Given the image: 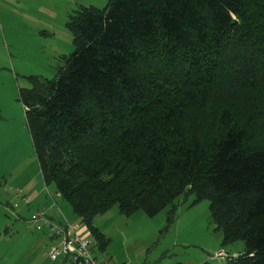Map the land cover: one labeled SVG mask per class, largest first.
<instances>
[{
    "label": "trees",
    "instance_id": "trees-1",
    "mask_svg": "<svg viewBox=\"0 0 264 264\" xmlns=\"http://www.w3.org/2000/svg\"><path fill=\"white\" fill-rule=\"evenodd\" d=\"M54 78L19 90L41 178L104 251L93 219L208 200L227 264H264V0L80 6Z\"/></svg>",
    "mask_w": 264,
    "mask_h": 264
},
{
    "label": "rangeland",
    "instance_id": "rangeland-1",
    "mask_svg": "<svg viewBox=\"0 0 264 264\" xmlns=\"http://www.w3.org/2000/svg\"><path fill=\"white\" fill-rule=\"evenodd\" d=\"M108 1L21 0L18 3L26 10L23 18L37 32L27 37L17 36L13 42L5 41L0 52V141H3L0 264H54L46 255L45 233L30 229L7 206L23 199L32 187L46 196V192L54 196V200L49 201L55 208L45 209L47 214L52 215L57 210L76 223L68 202L57 197L52 185L43 184L19 90L31 86L28 76L54 78L57 68L63 65L61 57L71 54L72 35L66 27L69 15L80 6L102 9ZM193 202L192 194L179 197L171 223L167 221L168 208L148 217L142 210L126 216L117 206H112L93 219V225L108 239L105 250L100 251L91 236L94 256L100 263L108 264H227V259L217 257V252L223 250L228 258L235 257L243 251V242L223 244L222 230L215 229L210 220L208 200Z\"/></svg>",
    "mask_w": 264,
    "mask_h": 264
},
{
    "label": "crops",
    "instance_id": "crops-1",
    "mask_svg": "<svg viewBox=\"0 0 264 264\" xmlns=\"http://www.w3.org/2000/svg\"><path fill=\"white\" fill-rule=\"evenodd\" d=\"M19 2H21V0H0V52L4 48L5 41L9 40L13 42L17 40L16 38L17 36L27 37L29 33L36 34L37 32L36 30L35 31L33 30L31 23L23 18L22 14L24 11L26 12V10H24L22 7H19L18 5ZM37 40L38 39H35L34 41ZM2 145H3V141H0V153L2 151ZM26 186L27 185H25L24 187ZM44 186L46 187L45 184ZM46 194L48 196H46L41 191L37 190L36 187H32L29 190L28 195L23 197V199L19 201L16 200L15 201L16 203L7 204V206L10 208L11 212L13 213L16 212V216L18 220L26 224L30 229H34V230L36 229L39 231H43V233H45V236L48 239V243L46 246L47 247L46 255H47L48 248L52 242V238L48 234L46 228L43 227L41 229H37L36 226L30 224L29 220L31 219L32 215L37 211H42L48 218L55 221H61L62 219H66V218L62 213H60L59 211L57 212V210L56 211L54 210V214L52 215H49V213L47 214L45 209L53 210V208L55 207H53L54 204L50 205V201H49L50 199L53 201L54 196L47 192ZM18 195L19 194H17L16 199H18ZM56 195L57 197H60L58 193H56ZM26 198L29 199V202L25 201ZM21 212H24V214H22ZM76 223H80V222L77 221L76 219Z\"/></svg>",
    "mask_w": 264,
    "mask_h": 264
},
{
    "label": "built area",
    "instance_id": "built-area-1",
    "mask_svg": "<svg viewBox=\"0 0 264 264\" xmlns=\"http://www.w3.org/2000/svg\"><path fill=\"white\" fill-rule=\"evenodd\" d=\"M25 201L29 202V199L26 198ZM29 222L37 229H47L52 238L47 256L54 264H108L100 263L94 256L92 238L85 225L71 223L66 219L55 221L42 211L35 212ZM216 255L229 259L223 250L218 251Z\"/></svg>",
    "mask_w": 264,
    "mask_h": 264
}]
</instances>
